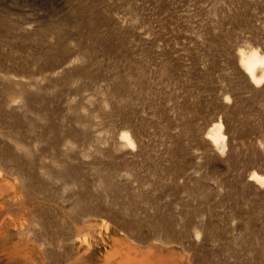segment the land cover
Instances as JSON below:
<instances>
[{
	"label": "rangeland",
	"instance_id": "rangeland-1",
	"mask_svg": "<svg viewBox=\"0 0 264 264\" xmlns=\"http://www.w3.org/2000/svg\"><path fill=\"white\" fill-rule=\"evenodd\" d=\"M249 47L264 0H0V264H264Z\"/></svg>",
	"mask_w": 264,
	"mask_h": 264
},
{
	"label": "bare ground",
	"instance_id": "bare-ground-1",
	"mask_svg": "<svg viewBox=\"0 0 264 264\" xmlns=\"http://www.w3.org/2000/svg\"><path fill=\"white\" fill-rule=\"evenodd\" d=\"M238 55H239L238 63L240 65V67L248 75L249 79L256 85L262 84L264 82V50L259 49L258 47L240 48L238 50ZM4 67H5V70H7L6 66H4ZM222 128H223L222 121L220 119L215 120L212 123V125L209 127V129L206 131V137L209 138V140L213 143V145H215V147L223 149V148H225L226 135L223 133ZM120 138L126 140V142H128L129 144H133V140L130 138L129 134L126 131H122L121 132ZM249 173H250L249 174L250 178H252L253 180L258 181L260 184L264 183V175L263 174L255 171V170H252ZM115 239L116 238L113 237L114 241H115ZM110 255H109V258H111ZM107 257L105 258V260L107 259ZM133 260H134V258H133Z\"/></svg>",
	"mask_w": 264,
	"mask_h": 264
}]
</instances>
